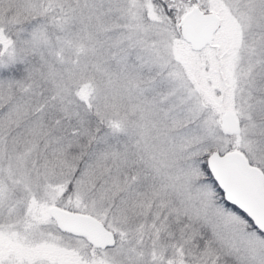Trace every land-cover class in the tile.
I'll return each mask as SVG.
<instances>
[{"label":"snow or ice","instance_id":"6c2138e0","mask_svg":"<svg viewBox=\"0 0 264 264\" xmlns=\"http://www.w3.org/2000/svg\"><path fill=\"white\" fill-rule=\"evenodd\" d=\"M0 264H264V0H0Z\"/></svg>","mask_w":264,"mask_h":264}]
</instances>
